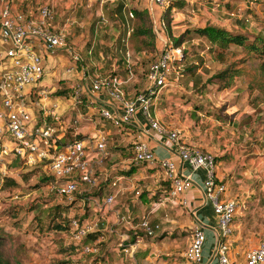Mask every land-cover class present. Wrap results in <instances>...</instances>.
<instances>
[{
  "label": "rangeland",
  "instance_id": "1",
  "mask_svg": "<svg viewBox=\"0 0 264 264\" xmlns=\"http://www.w3.org/2000/svg\"><path fill=\"white\" fill-rule=\"evenodd\" d=\"M47 1L50 8L57 11V17L55 18V22L53 21V25L55 27H62L66 34L67 47L78 54L80 57L79 61L86 67L88 73L94 72L98 75H103L115 72L121 76L124 74L122 62L119 59L120 54L119 52H114V47L124 50L125 48L131 49L134 46V39L130 36L128 37V32L132 25V15L129 14L130 7L148 8V4H151L150 0ZM203 1H211L212 4L208 5L212 8L200 6L202 9V12H200V9L197 8V5H199L197 0H181L179 7L171 8L169 11L171 19L173 18L182 24L177 28L178 30L186 25L194 27L197 24L208 23H214V25L225 28L239 29V25L235 24L230 18L235 14H242L243 12H246L250 20L249 27L244 28V31L250 36L264 29V0H242L241 3L239 2L234 6L230 5L229 0ZM13 4L12 9L17 11L20 5L15 0ZM162 9L153 6L152 12L154 16L149 12L150 22L158 14L161 15ZM205 12L208 18L204 20ZM159 31H162V35ZM176 32L174 31V34ZM154 43L156 44V53L161 48L174 46L165 30L161 29H156V32H154ZM206 44V40L194 34H191L188 40H183L179 44V47L182 46L184 48L186 63L188 61H197L202 68L206 67L204 65L207 64L205 71L207 76L199 86L203 89L204 93L198 96L199 94L195 95L194 91H190L188 94L192 100L188 102L189 106L188 104L185 105V111L191 110L196 113L197 117L200 116L202 121L199 124L200 126L203 125V129L213 130L216 127L220 130L222 126L241 127L242 124L249 123L250 126H255L254 131H257L258 126L262 123L264 124V71L258 67L257 59L252 57L247 60L245 59V62L241 61V64L237 62L236 65H238L239 70L237 69V72L231 77L229 85L219 89L217 88V84L207 77L227 64L236 68L237 66H234V61L238 57H240L238 59L244 60V54H241V52L236 53L237 48L231 46L223 52L221 60H217L218 58L215 59L213 52L206 50ZM143 53L144 56L139 59L135 73L138 79L145 82V79H143L144 69L145 65L151 60L152 54L148 52ZM49 55L52 59L50 62L48 61V66L45 64L46 69L44 68V76L41 80L42 86L49 90L47 94L48 98L58 103V109L61 114L65 113L64 115H67L70 112H77V115H79L78 112L81 110L76 107L77 103L74 104L70 97L73 92L71 83H74V80L78 79L75 76L76 71H72L71 73L65 71V68L71 62V57L64 48L56 49ZM173 64L175 65L176 63ZM77 67H79V64H77ZM186 74L191 73H184L183 75ZM182 78L184 77L182 76ZM79 79L82 82V79ZM181 82L180 78L176 80V84H180ZM174 84L171 83L169 86H173ZM63 88H70V92L64 95L55 91L62 90ZM214 91L216 93L213 95ZM206 94H210V98L205 96ZM181 104H184V101ZM232 109H235L234 112H230ZM39 113V108L33 109V115L34 117L36 116L37 120H39ZM101 121L105 122L109 128L114 127V124L108 118H103ZM105 160H107L106 157H103L93 168L96 174L99 173L97 176L98 180H101L104 176V171L99 167L105 164ZM4 162L6 175L0 181V228L2 229L3 249L9 256H14L20 264L86 263L82 261V253L79 250H75V253H70L67 250L66 246L74 241L70 238L68 230L55 228L54 222L60 219L65 222L71 216H76L80 219L98 218L99 225L101 224L103 227L106 224L101 216L102 210H104L114 213L116 223L127 220L126 224L135 225L137 221H140L137 217V212L134 211L133 205L130 207L129 212L125 211V209L123 211H116L118 206L121 205L118 197H114V199L112 197V202L108 208L103 207L102 209H98L94 203L93 208H90V205H87L85 201L75 196V192L71 194L70 198L56 195L41 180L42 176L49 173L47 163L44 161L33 165H27L16 159L11 161L4 159ZM116 172L123 174L126 173V170L118 168ZM254 174L258 175L254 184L264 187V183L261 184L258 181L264 180V166L258 170H254ZM81 189L82 186L80 185L76 192L80 193ZM160 193V190L155 189L152 194L151 190L144 189L141 191L143 196L141 194L137 195L136 198L145 206L147 205L144 212L151 207L153 208L155 204L164 206L160 203L162 201ZM162 193L163 198H169L167 196L168 192H164V189ZM95 197L98 199L100 196L96 195L89 200L93 202V198ZM253 200V205L264 209V199L261 201L257 196ZM53 205H57V212H55L57 216L51 218V213L47 214V211L48 209L51 210V206ZM59 209L61 210L60 212L58 211ZM126 213L129 215H125ZM181 213L188 216V220L190 219L185 209H182ZM180 214L175 213V220L179 224L176 225L177 227L174 226L171 229L163 230L158 234L159 236L153 237H158L157 239L160 241L157 246L158 249L153 250L150 254V256H155L154 261L156 258L162 260L170 258L173 261L169 262H174L172 264H192L184 259L183 251L188 245L186 243L194 223L192 222L190 227L183 224V221L178 219ZM253 217H256V214ZM261 222L263 223L264 221L262 220ZM110 224L111 221H107L106 225ZM119 229L126 232L128 229H135V226L132 228L120 225ZM136 230L140 231L141 229L138 228ZM102 231L103 236L107 235L110 238L107 229L104 228ZM116 247H118L116 253L119 256L121 253H126L123 249L121 251L122 244H118ZM146 250L140 248L138 253H147ZM104 252L106 250L102 252L98 251L97 253L102 254L101 256L96 254V257H104ZM65 259H69L70 261ZM127 259L128 257L126 256L125 260L127 261ZM149 261L152 263L153 258Z\"/></svg>",
  "mask_w": 264,
  "mask_h": 264
},
{
  "label": "built area",
  "instance_id": "2",
  "mask_svg": "<svg viewBox=\"0 0 264 264\" xmlns=\"http://www.w3.org/2000/svg\"><path fill=\"white\" fill-rule=\"evenodd\" d=\"M24 2L27 10L12 9L11 0H0V181L6 175L4 159H17L27 165L44 161L52 176L46 182L49 190L56 195L70 198L71 194L81 185L88 191L97 184L93 175V165L106 155V134L98 131L90 143L73 136L61 141L59 134L62 124L59 105L49 99V90L42 86L44 76V58L56 49L64 48L71 57L70 64L65 68L67 73L75 69L80 57L66 45V34L62 27L53 25L52 9L45 0H17ZM169 0H150L148 10L153 15V6L163 8ZM31 4L34 7L30 6ZM130 14V13H129ZM152 29L163 30L160 15L151 19ZM180 54L179 46L161 48L148 62L145 71V85L132 97L126 98L119 88V79L115 75L95 76L84 87L79 82L71 84L70 95L74 104L80 102L84 90L104 92L106 96L118 101V109H110L105 105L98 107L101 116L114 123L129 121L136 111L146 116L149 127L157 132H165L176 152L180 163L190 172L201 174V194L210 200L212 211L216 216L217 238L214 252L222 264H231L225 256V244L222 237L230 232V220L236 208L235 200L221 202L217 195L224 190V183L217 180L214 174L213 155L200 148L189 146L182 138L181 131L176 128L166 129L159 121L148 116L147 109L153 97L168 84V74L172 69L173 60ZM83 72V70H82ZM82 78L86 77L83 72ZM39 108L38 119L33 109ZM79 115L67 116L66 124H74ZM59 145V146H58ZM59 147V148H58ZM132 155L128 165L139 162L154 163L161 167L163 178L167 181V196L175 198L188 188L192 181L187 174L176 168V164L168 157L156 158L153 150L141 139L132 142ZM112 195L107 194L93 203L98 209L108 208ZM180 199V203H184ZM98 218L80 219L69 217L68 234L73 241H80L90 230L98 227ZM146 233L151 234V226L147 218L138 223ZM156 226V225H155ZM205 232L195 222L191 227L190 240L183 251L185 260L192 264H201L202 246ZM121 244V243H119ZM123 250L132 252L130 245ZM97 251L95 244H82L80 252ZM264 262V238L256 245L248 248L245 259L240 264H261Z\"/></svg>",
  "mask_w": 264,
  "mask_h": 264
},
{
  "label": "crops",
  "instance_id": "3",
  "mask_svg": "<svg viewBox=\"0 0 264 264\" xmlns=\"http://www.w3.org/2000/svg\"><path fill=\"white\" fill-rule=\"evenodd\" d=\"M47 1V0H46ZM197 8L202 9L212 8L208 4H212L211 1L197 0ZM242 0H229L230 5L241 3ZM48 2V1H47ZM205 3V4H204ZM56 10L53 9V21L57 17ZM154 15V13H153ZM208 18L205 12L204 20ZM235 24L239 25L240 30L249 27V17L246 12L242 14H235L230 18ZM248 21V22H247ZM183 23V22H182ZM214 24V23H213ZM182 25L180 22L171 19V30L179 33L184 29L178 30L177 28ZM201 25V24H197ZM204 25V24H202ZM160 33L162 31H159ZM162 35V33H161ZM89 51V50H88ZM114 52H119V59H121L122 66L127 67L128 70L122 76L118 74L119 88L122 95L126 98L132 97L137 91L143 88L144 81L137 78L135 68L139 63V59L144 56L143 52L134 53L131 49L114 47ZM51 54V53H49ZM47 54L44 58L45 64L48 66L52 57ZM79 64V67H77ZM148 65V63H147ZM147 65L145 67L147 68ZM204 66L207 67V64ZM206 67H198L194 73L183 75L180 72V65L172 64V69L168 74V84L175 83L179 78L180 84H174L164 86L161 91L153 97L150 105L148 106V116L159 121L166 129L176 128L181 131L182 138L185 142L192 147L200 148L202 150L210 152L214 157V174L217 180L224 183V190L218 193L217 198L219 201L224 202L228 200H235L236 208L230 220V232L222 237L225 244V256L229 263L240 264L245 259V252L248 248L256 245L261 239L264 238V209H261L257 205H253L254 197L264 199V187L254 184L258 175L254 174V170H258L264 166V124L259 125L258 130L254 131L255 126L250 124H242V126H222L219 130L214 128L213 130L203 129V125L200 126L199 122L202 118L197 117L193 111H185V105L188 104L192 98L188 94L190 91H194L195 95L203 92L200 86L202 80L207 76ZM46 69V68H45ZM79 69V70H77ZM86 74L85 78H82L83 72ZM76 71L75 76L81 80L76 79L74 82H79L87 85L89 80L98 75L94 72L87 71L86 67L79 61L75 64ZM109 74V73H108ZM182 76L184 78H182ZM145 79V72L144 78ZM72 84V83H71ZM141 86V87H139ZM194 89V90H193ZM216 92L214 91L213 95ZM85 103H87L86 111L78 112L79 119L74 124H66L67 116H74L76 113L70 112L67 115L61 114L62 124L60 125L59 134L61 135V141L71 139L73 136H78L84 139L86 143H90L98 131H102L106 134V157L105 164L99 168L104 171L103 178L109 175L107 178V192L111 194L113 199L118 197L121 201V205L118 206V210L130 211V207L134 206V211L137 212L139 220L147 218L148 223L154 226V230L151 234H146L140 227H138V221L135 225L126 224L127 220L120 223L115 222V216L113 212L102 210V218L107 224V221H111L110 225H104L101 228L109 231L108 235L97 238L92 242L97 241V251L95 253L88 252L82 253V261L84 264H142L150 263V259L153 258V262L150 264H172V259H157L154 261L155 256H150L151 252L158 249L160 243L157 236L163 230L173 228L178 224L175 220V213L180 214L182 209H185L186 214H180L179 218L183 221V224L190 227L193 222L199 223L205 232V241L202 246V262L201 264H222L218 261L216 253L214 252L217 230H216V216L212 211L210 200L203 198L201 194V174L199 172H190L187 167L180 163L176 152L173 150L171 142L166 137L165 132L160 133L149 127L146 116L140 111H136L129 121H119L114 123L108 118L114 125L113 128L106 126L105 122L101 121L103 116L98 112L100 105H105L110 109H118V101L106 96L104 92H93L84 90ZM210 98L209 95H205ZM187 99V100H186ZM184 101V104H181ZM189 106V104H188ZM232 109L230 112H234ZM98 114V115H97ZM206 115V114H205ZM205 127V126H204ZM253 128V129H252ZM218 129V130H217ZM228 131V133H226ZM197 133V134H196ZM230 133V134H229ZM141 139L143 140L154 152L156 158L168 157L177 166V170L183 174L189 175L192 183L186 188L178 197L175 198H163V178L161 167L154 163L139 162L132 166V169L126 173H118L116 169L128 170V159L132 155V150L127 149V143ZM117 144V145H113ZM127 153H130L127 155ZM95 168V163L93 165ZM98 176V175H97ZM97 183H98V178ZM261 184L264 180H258ZM161 187V188H160ZM151 190V193L156 190H160V196L162 201L160 202L164 206L155 204V206L147 209L144 212L146 206L138 200L136 197L141 194L143 190ZM103 195H100L103 196ZM256 195V196H255ZM141 196H143L141 194ZM134 198V199H131ZM184 199V203H180V199ZM251 199V200H250ZM83 201V200H82ZM93 208L92 200L86 202ZM256 214V217L253 215ZM125 215H129L126 213ZM123 218V216H121ZM119 222V221H118ZM190 222V223H188ZM189 225H188V224ZM114 224V225H112ZM117 225V226H116ZM120 225H126L135 229H128L126 232L120 230ZM156 225V226H155ZM177 227V226H176ZM140 228V231L136 229ZM132 233L135 238H132ZM159 236V235H158ZM123 238V239H122ZM155 239V240H153ZM189 239L186 244L189 243ZM123 246L130 245L133 251L119 254L116 253L118 244ZM121 248V251H122ZM147 249V253H138V250ZM104 257H96V254L101 256L103 251ZM127 261L125 260L126 256ZM185 259V258H184ZM81 261V260H80ZM261 264H264L261 263Z\"/></svg>",
  "mask_w": 264,
  "mask_h": 264
},
{
  "label": "trees",
  "instance_id": "4",
  "mask_svg": "<svg viewBox=\"0 0 264 264\" xmlns=\"http://www.w3.org/2000/svg\"><path fill=\"white\" fill-rule=\"evenodd\" d=\"M17 1V0H15ZM169 0L168 3L163 7L160 18L163 22V31L167 33V35L171 38L174 46H180L183 40H188L191 37V34L197 35L199 38H202L207 41L205 46L207 51L213 52L215 59L221 60L223 57V52L228 50L231 46L237 48L236 53L241 52L244 54V60L238 59L235 60L233 68L232 65L227 64L223 68L219 69L211 73L207 78L212 80L217 84V88L221 89L229 85L231 77L237 72L239 68L236 65L237 62L246 61L249 58L255 57L258 61V67L264 71V29L253 33L251 36L244 30L240 29H232V28H225L222 26L214 25V24H204V25H197L194 27L186 26L182 29L179 33L173 34L171 30V17H170V10L173 7H179L181 0ZM13 3L14 0H11ZM18 2V8L20 10H27L28 7L24 4V2ZM170 2V3H169ZM30 6L34 7L33 4ZM130 14L132 15V25L130 26V30L128 32V37H132L134 39V46L131 47L134 53L138 52H148L149 54L153 55L156 53V44L154 43V31L152 29V23L150 22V14L147 7H130ZM122 45V44H121ZM185 51L184 48L180 47V54L173 60V63L180 65V72L184 73H193L195 70L200 66L197 61H188L186 63L185 59ZM150 59V58H149ZM246 59V60H245ZM150 61V60H149ZM241 64V63H240ZM128 68L125 66L123 67L124 73H126ZM239 70V69H238ZM146 71V67L144 69ZM110 75L118 76L117 73L112 72L109 73ZM57 93H61L67 95L70 92V88H63L62 90H55ZM80 102L77 103L78 109L82 112L86 111L87 103H85V96H80ZM76 137H79V135ZM127 149H132V143H127ZM130 153H127L129 155ZM17 160V159H16ZM132 164L128 165V172L132 169ZM93 175L97 177L99 173L96 174L94 171ZM109 175H106L105 178H102L98 181V183L91 187L88 191L81 190L80 193L75 191V196L78 199H82L83 201L87 202L90 198L98 195L106 194L107 192V178ZM52 176L48 173L45 176L41 177L43 183L51 179ZM163 189L164 192H167V181L163 180ZM79 195V196H78ZM70 203V201H69ZM51 210L48 209L47 214L51 213V218L53 216H57L55 212H57V205L51 206ZM61 211L60 209L58 210ZM1 219V217H0ZM54 226L56 229L68 230L69 226V218L64 222L60 219L57 222H54ZM103 229L101 228V224H98V227L90 230L87 232L80 241L70 242L69 245L66 246L67 250L70 253H75V250H79L82 244H95L96 242H92L97 238H101L103 236ZM132 237L135 238L134 234L132 233ZM69 260V259H65ZM70 261V260H69ZM0 264H20L14 256H9L5 250L3 249V236H2V229L0 228Z\"/></svg>",
  "mask_w": 264,
  "mask_h": 264
}]
</instances>
